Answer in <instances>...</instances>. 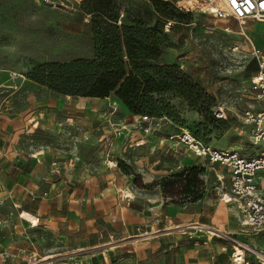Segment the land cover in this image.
<instances>
[{"label": "rangeland", "instance_id": "1", "mask_svg": "<svg viewBox=\"0 0 264 264\" xmlns=\"http://www.w3.org/2000/svg\"><path fill=\"white\" fill-rule=\"evenodd\" d=\"M164 1L183 18L172 19L177 22L166 32L158 63L189 75L196 84L195 105L166 91L159 96L161 117L142 119L114 97L65 95L32 81L28 74L39 65L93 56L90 4L51 8L31 0H0V111L23 118L24 132L54 135L51 145L40 142L51 152L40 159L37 174L41 190L62 198L49 201V208L67 219L80 217L87 242L113 239L82 250L123 246L110 252L117 264H233V253L246 250L242 244L264 251V231L256 235L242 228L237 210L219 201L228 186L225 170L172 137L186 129L214 148L252 152L241 115L253 104L248 99L249 77L256 70L251 51L264 55V22L215 18L204 0ZM115 2L121 9L118 24H129L126 11L153 10L150 0ZM30 100L43 103L38 110L45 113L43 125L37 124L36 112L31 115ZM216 104L226 108L224 119L211 114ZM190 166L202 170V185L190 189L201 198L163 193L162 184ZM91 181L103 194H96V205ZM119 189L128 190L131 201L120 198ZM21 216L37 224L28 212ZM76 253H51L26 264Z\"/></svg>", "mask_w": 264, "mask_h": 264}, {"label": "trees", "instance_id": "2", "mask_svg": "<svg viewBox=\"0 0 264 264\" xmlns=\"http://www.w3.org/2000/svg\"><path fill=\"white\" fill-rule=\"evenodd\" d=\"M150 1L152 11L144 14L138 8L126 11L129 24H118L117 13L121 9L115 0H84L81 6L90 4L93 14V56L39 65L28 78L65 95L114 97L130 113L151 118H160L165 112L159 107L162 103L159 96L166 91H174L195 105L196 84L189 75L158 63L168 32L165 29L163 32L166 21L183 16L173 14L174 7L167 1ZM201 171L197 166L186 168L176 179L162 184L163 193L190 195L192 201L200 199L201 195L190 189L202 185L198 175ZM174 188H179V192L174 194Z\"/></svg>", "mask_w": 264, "mask_h": 264}, {"label": "crops", "instance_id": "3", "mask_svg": "<svg viewBox=\"0 0 264 264\" xmlns=\"http://www.w3.org/2000/svg\"><path fill=\"white\" fill-rule=\"evenodd\" d=\"M29 104L31 115L36 112L35 118L39 119L37 124L43 125L44 122L40 119L45 113L38 111L43 103L30 100ZM23 120L18 116L10 117L7 109L4 112L0 111V252H6L8 255L5 264H26L47 254L72 251L78 253L49 260L43 264H72L75 261L117 264L115 259H111L110 252L123 246L94 251L82 250L105 244L113 239L109 237L101 241L87 242L86 229L83 228L84 226L81 227L80 217L67 219L64 214L49 208V204L53 203L49 201L53 199L60 201L62 198L58 196L50 198L49 191L41 190L37 174L40 171L38 166L41 164L40 159L44 160L45 154L51 152L45 149L44 143L40 142L46 140V146L51 145L49 142H52L54 135L24 132L21 129ZM43 136L47 138L44 139ZM52 187L53 185H50V190ZM113 187L115 190L118 188L115 184ZM98 188V183L91 181L89 191L94 198L93 205H96L97 200L100 199L95 198L96 194L101 193ZM127 204L126 202L125 206ZM73 207L77 208V204H73ZM23 211L36 217L37 224L34 225L23 218L21 216ZM123 237L126 236L120 238ZM44 238L47 239L46 242Z\"/></svg>", "mask_w": 264, "mask_h": 264}, {"label": "built area", "instance_id": "4", "mask_svg": "<svg viewBox=\"0 0 264 264\" xmlns=\"http://www.w3.org/2000/svg\"><path fill=\"white\" fill-rule=\"evenodd\" d=\"M31 1L51 8H79L84 2V0ZM204 2L205 9L218 19L232 18L240 23L248 19L264 22V0H204ZM171 25V21L166 22L165 31H169ZM251 55L255 59L256 70L249 77L251 88L248 99L253 104L252 108L242 113L241 121L249 126V139L255 147L252 152L214 148L194 137L186 129H182L172 138H175L178 144L193 150L203 159L225 170L228 186L220 200L237 210L239 225L242 228H249L257 234L264 231V55L254 47ZM225 109L223 104H216L212 107L211 113L217 120L224 119ZM141 118L148 119L147 116ZM261 252L264 253L263 250ZM234 254L235 252L233 264H264V260L255 258L246 250H243L240 261ZM7 257L6 252H0V264H5ZM72 264L91 263L75 261Z\"/></svg>", "mask_w": 264, "mask_h": 264}, {"label": "bare ground", "instance_id": "5", "mask_svg": "<svg viewBox=\"0 0 264 264\" xmlns=\"http://www.w3.org/2000/svg\"><path fill=\"white\" fill-rule=\"evenodd\" d=\"M118 193H119V197L122 198V199H124L125 201L131 199V194H130V192H129L128 190H120V189H119ZM127 198H128V199H127ZM227 236H228V235H227ZM231 238H232V237H231ZM232 239H233V238H232ZM236 239H237V238H236ZM241 246H242V248L246 249V251H248V252L254 254V255L256 256L257 259L264 260V253H263V252H257V253H256V252L251 251L250 248H247L244 244H242ZM242 254H243V250H242ZM242 254H241V255H242ZM241 255H236V256H235L236 259L240 261V260H241Z\"/></svg>", "mask_w": 264, "mask_h": 264}]
</instances>
